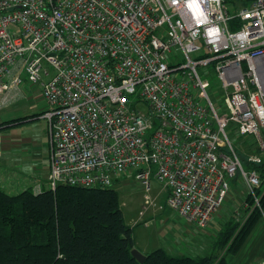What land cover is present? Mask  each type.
<instances>
[{
	"label": "built area",
	"instance_id": "obj_1",
	"mask_svg": "<svg viewBox=\"0 0 264 264\" xmlns=\"http://www.w3.org/2000/svg\"><path fill=\"white\" fill-rule=\"evenodd\" d=\"M28 100L47 122V189L112 187L134 171L145 204L154 178L204 229L238 179L252 205L239 199L233 219L258 209L264 225V181L249 169L264 159V0L235 11L224 0H0V109ZM229 126L256 138L246 158Z\"/></svg>",
	"mask_w": 264,
	"mask_h": 264
},
{
	"label": "trees",
	"instance_id": "obj_2",
	"mask_svg": "<svg viewBox=\"0 0 264 264\" xmlns=\"http://www.w3.org/2000/svg\"><path fill=\"white\" fill-rule=\"evenodd\" d=\"M224 2L231 11L239 8L230 0ZM25 120L17 118L1 125ZM262 134L264 138V130ZM249 169L257 170L264 181V161ZM262 186L258 195L263 193L260 205L264 210V182ZM243 197L252 205L250 197ZM258 224L263 225L258 209L244 223L231 215L215 231L212 254L172 256L158 248L147 253L141 264H228L226 256L237 255ZM132 228L124 223L112 187L59 185L54 191L39 193L28 187L15 194L0 187V264H140L131 255L136 248Z\"/></svg>",
	"mask_w": 264,
	"mask_h": 264
},
{
	"label": "rangeland",
	"instance_id": "obj_3",
	"mask_svg": "<svg viewBox=\"0 0 264 264\" xmlns=\"http://www.w3.org/2000/svg\"><path fill=\"white\" fill-rule=\"evenodd\" d=\"M251 1L252 0H245V2L244 0H230V3L232 2L231 4L237 7H243V5H247ZM226 6L230 10V7L227 4ZM179 58L180 60H182L181 57ZM207 79L210 82L208 93L214 107L221 114L227 113V110L223 104V99L218 95L217 80L215 79V77L210 76L207 77ZM23 103L28 105V110L26 107L22 106ZM139 109L142 112L147 111V108L144 105L139 106ZM5 110H8L9 112L14 111L16 113H22V115L23 113H26V115L28 114V116H25L26 119L28 117L34 116L35 114H39V112L41 111L36 107V104L33 102V100L18 102L11 104L5 108H1L0 119H3L2 115ZM20 123H22V121H20L18 124ZM1 124L2 122H0V143L1 140L5 139L4 137H2L4 133L3 129H5V127H8L7 125L3 126ZM8 125L11 126L10 124ZM34 127L35 126H31L30 123H23L19 126L14 127L12 131L14 133L20 134L21 137L19 138V141L24 142V140L30 138L32 134L40 132L42 123L40 122L38 127ZM226 132L233 144V147L238 152L241 158H246V152H250L249 149L253 146H256V138L254 136L239 135L235 133L234 130H232L231 126L226 129ZM22 149L23 148H21V150ZM13 155H15V157L13 156L15 159L13 170L15 172L24 170V155H21L18 149H15V153ZM36 162L37 161H31V168H25V171L27 172H25L24 176L32 175L30 177L31 179H37V182H39L42 188L47 189L46 175L48 171L45 169L47 168V161L45 160L43 165L41 166L40 164H38V162ZM154 171L155 167L152 168V172ZM11 174L14 175L12 170ZM134 176L135 172L131 171L129 174H127L126 177H122L120 180H118V182L115 183L112 188L118 194L124 223L128 227H131L133 223L134 227L132 228V235L134 240L136 241V247H139L137 249H141L139 251L144 252V255L158 248L164 250L167 254L172 256H188L198 258L204 255L212 254V242L213 237L215 236L214 234L216 229H218L223 222H227L228 220H230L233 210L238 204L239 199L243 198L245 194L244 187L243 185H241V183H239L238 179L237 181L232 182L228 197L226 198L220 209L215 213V215L212 216L210 224L204 229H199L194 224L186 222L184 218L179 216L175 211L171 210L167 206L165 202V192L161 189V184H159L154 178H151V191L148 192V195L153 199L154 204H145L144 196L147 194V192L141 185H139ZM11 179L14 180V178ZM14 183L15 184L12 188L13 192L10 194H15V191H19L18 183L16 181H14ZM0 187L4 191H6L3 188L2 183H0ZM140 213H143L144 217H140ZM139 221L143 222L140 223ZM144 222H147L146 226L144 225ZM258 226L259 224L255 228H257ZM259 228L260 227H258L255 232ZM260 250L261 247L258 249V252ZM221 253L222 251L218 252V254ZM247 254H249V252L247 251V249H244L243 253H240L238 255L229 257L226 256L227 263L235 264L238 261L243 263L246 260L244 256H246ZM262 257L263 256L261 255L257 256L253 264H260Z\"/></svg>",
	"mask_w": 264,
	"mask_h": 264
},
{
	"label": "crops",
	"instance_id": "obj_4",
	"mask_svg": "<svg viewBox=\"0 0 264 264\" xmlns=\"http://www.w3.org/2000/svg\"><path fill=\"white\" fill-rule=\"evenodd\" d=\"M25 105L26 104H24V103L22 104V106L26 107L28 110V105H26V106ZM37 108H39L41 110L39 112V114H41L43 111V106L37 107ZM2 116H3L2 117L3 119H0V122L4 123L6 121L21 118L23 116L24 117L28 116V114L26 115V113H23V115H22V113H16L14 111L9 112L8 110L7 111L5 110L3 112ZM37 117H39V116H37ZM39 119H40V121H39ZM40 122L42 123V128H41L40 132L32 134L31 137L25 139L24 142L19 141V138L21 137L20 134L14 133L12 131L14 127L19 126L20 124H23V123H30L31 126H35L34 128H36L39 126ZM20 124H15L13 126L7 125L8 127H5V129H3L4 130V133H3L4 136L2 135V137H4L5 139L1 140V143H0V154L2 153V155H0V183L3 184V188L6 190V192H9V193L13 192L12 188H13V185L15 184L14 181H16L18 183V186H19L18 192L26 189L28 186L31 187L34 184L39 183V182H37V179H31L30 178L32 175L31 176H24L25 172H27V171H25V168H31L30 167V165H32L31 161H37L38 164H40V166L43 165L45 160L48 163L49 148H48V131H47L46 120L44 118H41V117L33 118V119L31 117H28L24 122H22ZM21 148H23V149L21 150ZM15 149H18L19 153L21 155H24L23 159H24L25 165H24V170H22V171L20 170V171L15 172L13 170V166L15 163V159H14L15 155H13V154L15 153ZM10 169L12 170L14 175L11 174ZM45 169L47 170V168H45ZM10 176H12V177H10ZM11 178H14V180H12ZM27 178H30V179H27ZM15 192H17V191H15ZM140 217H144V214L140 213ZM139 222L141 223L142 221H139ZM131 227H134L133 223H132ZM258 227H260L257 230L258 232L257 231L252 232V234L249 236L246 243L242 246L240 252L238 253V254L243 253L244 249H247L249 254L244 256V258H246L245 262L241 263L238 261L235 264H252L256 260L255 258L257 256H260V255L264 256V226L262 224H259ZM259 230H260V232H259ZM135 246H137L136 241H135ZM244 247H246V248H244ZM260 247H261V250L258 252V249ZM136 248H139V247H136ZM139 250H141V249H139ZM142 253H144V252H142Z\"/></svg>",
	"mask_w": 264,
	"mask_h": 264
},
{
	"label": "water",
	"instance_id": "obj_5",
	"mask_svg": "<svg viewBox=\"0 0 264 264\" xmlns=\"http://www.w3.org/2000/svg\"><path fill=\"white\" fill-rule=\"evenodd\" d=\"M131 255L132 257L138 262V263H143L145 260V255L141 253L137 248H133L131 250Z\"/></svg>",
	"mask_w": 264,
	"mask_h": 264
}]
</instances>
